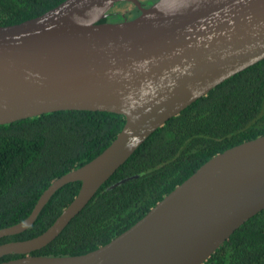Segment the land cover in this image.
<instances>
[{
	"label": "water",
	"instance_id": "95a60500",
	"mask_svg": "<svg viewBox=\"0 0 264 264\" xmlns=\"http://www.w3.org/2000/svg\"><path fill=\"white\" fill-rule=\"evenodd\" d=\"M119 3L133 19L104 22ZM264 59V0H64L0 26V125L58 111L113 113L121 131L96 158L53 183L22 222L26 231L54 193L80 182L41 235L0 245V264H204L264 210V136L212 157L145 216L89 253L42 257L98 189L157 129L212 89Z\"/></svg>",
	"mask_w": 264,
	"mask_h": 264
},
{
	"label": "trees",
	"instance_id": "16d2710c",
	"mask_svg": "<svg viewBox=\"0 0 264 264\" xmlns=\"http://www.w3.org/2000/svg\"><path fill=\"white\" fill-rule=\"evenodd\" d=\"M64 0H0V26L33 19ZM144 7L156 0H139ZM139 15L119 3L101 22ZM123 116L58 111L0 125V229L25 220L41 194L87 164L116 138ZM264 136V59L225 80L157 129L98 189L50 244L32 255L68 257L109 243L212 157ZM80 182L57 190L26 231L0 245L45 232L77 195ZM6 255L0 263L19 258ZM204 264H264V210L250 218Z\"/></svg>",
	"mask_w": 264,
	"mask_h": 264
}]
</instances>
